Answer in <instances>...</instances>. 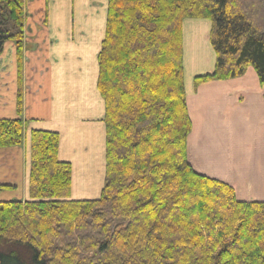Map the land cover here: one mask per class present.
Wrapping results in <instances>:
<instances>
[{
    "label": "trees",
    "instance_id": "1",
    "mask_svg": "<svg viewBox=\"0 0 264 264\" xmlns=\"http://www.w3.org/2000/svg\"><path fill=\"white\" fill-rule=\"evenodd\" d=\"M27 0H0V53L15 44L21 81ZM211 20L212 73L264 84V0H108L98 54L106 177L96 199H71L60 134L31 132L30 198L0 201V264H264V201L188 161L183 21ZM17 107L22 113L21 88ZM26 121L0 118V148ZM12 185L0 184V193Z\"/></svg>",
    "mask_w": 264,
    "mask_h": 264
},
{
    "label": "crops",
    "instance_id": "2",
    "mask_svg": "<svg viewBox=\"0 0 264 264\" xmlns=\"http://www.w3.org/2000/svg\"><path fill=\"white\" fill-rule=\"evenodd\" d=\"M108 0H27L21 81L16 47L0 53V117L26 121L21 145L0 148V201L30 198L31 132L60 134L58 158L72 165L71 199L99 198L106 177L105 102L98 54ZM211 22L183 21V79L191 120L187 157L199 173L230 184L241 201H264V84L249 66L238 77L212 73ZM21 88L23 111L17 107Z\"/></svg>",
    "mask_w": 264,
    "mask_h": 264
},
{
    "label": "rangeland",
    "instance_id": "3",
    "mask_svg": "<svg viewBox=\"0 0 264 264\" xmlns=\"http://www.w3.org/2000/svg\"><path fill=\"white\" fill-rule=\"evenodd\" d=\"M107 1V0H106ZM196 19H204V20H208V21H210L211 22V20H209V19H206V18H196ZM214 48H213V46H212V50H213ZM5 88V89H4ZM4 89V93H5V96L7 97L8 96V94H9V91L6 89V87H2V88H0V92H2V90ZM1 95H2V93H0ZM0 118H4V117H0Z\"/></svg>",
    "mask_w": 264,
    "mask_h": 264
}]
</instances>
